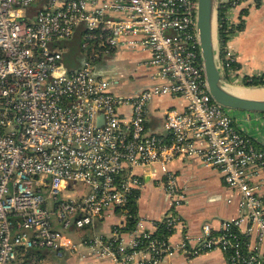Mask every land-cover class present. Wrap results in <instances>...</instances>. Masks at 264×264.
<instances>
[{
    "label": "built area",
    "instance_id": "built-area-1",
    "mask_svg": "<svg viewBox=\"0 0 264 264\" xmlns=\"http://www.w3.org/2000/svg\"><path fill=\"white\" fill-rule=\"evenodd\" d=\"M227 3L219 8L232 25L242 2ZM197 9L198 0H0V264H37L44 250L59 258L86 250L100 264H172L179 253L219 250L227 264H264V150L209 92ZM220 28L218 18V37ZM77 35L71 69L60 44ZM228 42L219 37L231 82ZM116 48L150 54L141 63L149 84L131 95L116 93L98 67ZM165 96L182 98L185 109H167L165 134L150 133L148 105ZM181 157L221 172L238 215L173 243L186 195L170 164ZM155 169L162 174H145ZM146 176L167 198L157 220L130 210ZM78 182L88 191L74 192ZM109 218L110 235L98 233Z\"/></svg>",
    "mask_w": 264,
    "mask_h": 264
},
{
    "label": "crops",
    "instance_id": "crops-1",
    "mask_svg": "<svg viewBox=\"0 0 264 264\" xmlns=\"http://www.w3.org/2000/svg\"><path fill=\"white\" fill-rule=\"evenodd\" d=\"M242 10H245L246 14L242 15ZM231 19L235 33L230 38L228 46L233 49L236 57L235 73L231 83L237 85L264 74V0L242 1L240 6L232 11ZM242 22L243 28H237L236 25ZM149 55L146 51L116 48L110 55L103 57L105 59L98 63V67L101 73L115 79H118L116 76L120 74L136 73L139 69L141 80L131 84L125 94H122L118 87L114 88L118 94L131 95L149 84L152 72L141 65ZM185 106V101L179 97L165 96L154 99L148 105L149 132L164 135L165 111L170 108L182 111ZM234 112L235 126L252 139L256 148L264 150V114ZM170 170L176 176L178 188L186 195V201L179 209L184 224L172 234L171 242H179L186 231L191 237H197L205 222H211L215 229H219L224 219L238 215V196L225 184L218 169L206 166L199 158L181 157L170 164ZM138 172L141 174V171ZM145 174L160 176L162 173L155 169L153 173ZM261 174L264 179V172ZM153 179L154 177H151L149 180L146 176V181L144 180V187L139 194L138 213L150 220H157L167 208V198L162 184ZM261 194L264 196V187ZM228 199L232 202H228ZM115 221V218L105 220L98 226V233L110 235ZM52 254L58 264H100L95 262L86 250L66 252L61 258L53 252ZM169 261L172 264H227L219 250L203 252L197 256L179 253Z\"/></svg>",
    "mask_w": 264,
    "mask_h": 264
},
{
    "label": "water",
    "instance_id": "water-1",
    "mask_svg": "<svg viewBox=\"0 0 264 264\" xmlns=\"http://www.w3.org/2000/svg\"><path fill=\"white\" fill-rule=\"evenodd\" d=\"M220 0H198L197 33L204 65L206 82L213 99L222 107L232 111L264 114V99L238 95L230 87L248 89L226 81L220 68L218 18Z\"/></svg>",
    "mask_w": 264,
    "mask_h": 264
},
{
    "label": "rangeland",
    "instance_id": "rangeland-1",
    "mask_svg": "<svg viewBox=\"0 0 264 264\" xmlns=\"http://www.w3.org/2000/svg\"><path fill=\"white\" fill-rule=\"evenodd\" d=\"M36 6H37V4H34V5H32V8L35 10V9H37ZM62 45H65L63 47H66L65 61L67 63H73V64L78 65L79 61H78L76 56L79 55L80 51H81V40L78 42H76L74 40L67 41V42L64 41L63 43L60 44V46H62ZM104 59L105 58L101 59L99 62L104 61ZM107 77H109L108 79L114 78V80L116 82L114 85V88L118 87L122 94H125V92H127V89L130 88L131 84H133V83L135 84L136 82L141 80L139 69L136 70V73L135 72L134 73L129 72L127 74H124V73L120 74V75L116 76V78H118V79H115V77H110V76H107ZM237 85L245 87L246 83L241 82L240 84H237ZM228 112L230 113L231 116L234 117V114H235L234 111L228 110ZM76 191H78L79 193H84V192L88 191V187L85 184L78 182L75 184V187H74V192H76ZM40 254H41V260L37 264H58L55 261L53 254L50 250H44V251L40 252Z\"/></svg>",
    "mask_w": 264,
    "mask_h": 264
},
{
    "label": "trees",
    "instance_id": "trees-1",
    "mask_svg": "<svg viewBox=\"0 0 264 264\" xmlns=\"http://www.w3.org/2000/svg\"><path fill=\"white\" fill-rule=\"evenodd\" d=\"M244 0H228L227 6H229L232 3H241ZM37 5H39L40 3L37 2L35 3ZM242 15L246 14L245 10L241 11ZM227 16V7L226 8H219V20H220V24H221V28L219 30V37H221L222 41L224 43H227L230 38L232 37V35L235 33V27L233 25H228L225 21V17ZM237 28H243V22L241 24L236 25ZM74 41L78 42L80 41V37L77 35L74 39ZM73 47V46H72ZM71 47V48H72ZM80 55H77V59H79ZM69 67L71 69L77 67L78 65L73 64V63H68ZM247 87H259V86H264V75L261 77H254L252 78V80L250 82H245ZM130 210L132 213H137L138 210V206H137V202L135 201L134 197L131 199L130 201Z\"/></svg>",
    "mask_w": 264,
    "mask_h": 264
},
{
    "label": "bare ground",
    "instance_id": "bare-ground-1",
    "mask_svg": "<svg viewBox=\"0 0 264 264\" xmlns=\"http://www.w3.org/2000/svg\"><path fill=\"white\" fill-rule=\"evenodd\" d=\"M229 89L234 93L244 97L264 99V88L248 89L241 87H230Z\"/></svg>",
    "mask_w": 264,
    "mask_h": 264
}]
</instances>
